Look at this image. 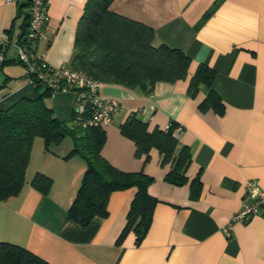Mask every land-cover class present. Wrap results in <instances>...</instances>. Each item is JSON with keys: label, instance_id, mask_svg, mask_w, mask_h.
<instances>
[{"label": "crops", "instance_id": "crops-1", "mask_svg": "<svg viewBox=\"0 0 264 264\" xmlns=\"http://www.w3.org/2000/svg\"><path fill=\"white\" fill-rule=\"evenodd\" d=\"M87 1L47 0L48 19L35 48L48 65H69ZM110 9L152 27L154 45L179 49L191 60L186 79L157 82L149 95L112 83L99 88L120 105L104 127L102 156L120 170L153 177L148 192L158 202L148 231L138 244L133 231L118 241L134 188L110 194L106 217L96 216L86 226L70 220L67 212L86 163L76 154L66 157L69 136L51 152L36 137L21 192L0 201V241L52 264H264V218L229 222L247 199L246 181L264 190V0H113ZM26 12V0H0V29L9 39L20 38ZM16 56L13 45L3 51L0 109L43 92L27 82ZM199 65L211 68L213 78L210 86L199 83L192 95L189 79ZM210 90L219 97L221 113L213 104L200 107ZM73 100L71 93H57L43 102L68 120ZM132 110L149 131L172 122L184 127L177 138L190 153L183 184L166 180L170 163L158 149L151 148L147 159L136 156L133 141L120 132ZM37 172L52 180L47 193L31 185ZM197 176L200 192L191 198L190 183Z\"/></svg>", "mask_w": 264, "mask_h": 264}, {"label": "trees", "instance_id": "trees-1", "mask_svg": "<svg viewBox=\"0 0 264 264\" xmlns=\"http://www.w3.org/2000/svg\"><path fill=\"white\" fill-rule=\"evenodd\" d=\"M112 2L113 0L86 2L76 27L74 53L68 66L84 71L101 83L118 84L145 95L151 94L157 82L174 83L186 79L190 58L179 49L165 44L154 45L153 28L112 11ZM27 16L26 12L19 42L25 36ZM5 62L3 58L0 65ZM212 78L213 70L199 65L189 79L188 92L193 95L199 83L210 86ZM34 87L43 90L36 99L21 98L8 108L0 109V201L21 192L36 137L43 140L45 151L51 152L64 137L69 136L72 149L66 157L72 154L80 156L86 163V170L68 209V218L86 226L96 216L106 217L110 194L134 188L126 223L118 241L129 231H133L136 244L140 243L148 231L158 202L148 192L153 177L143 170L128 172L111 165L101 154L106 139L104 128L84 124L91 115L90 110L87 109L80 116L71 111L68 120L60 119L43 102L45 96L53 94L52 91L40 81ZM219 103L218 95L210 90L200 107L205 109L213 104L214 110L221 113ZM175 127L176 124L172 122L165 129L149 131L147 122L140 118L139 111L132 110L120 125V132L133 141L137 157L144 156L147 159L151 148L158 149L162 161L170 163L166 180L181 185L186 180L185 171L190 162V153L173 136ZM51 181L50 177L37 172L31 185L40 192L47 193ZM200 186L197 176L190 183L191 198L198 196ZM0 264L52 263L18 244L0 241Z\"/></svg>", "mask_w": 264, "mask_h": 264}, {"label": "built area", "instance_id": "built-area-1", "mask_svg": "<svg viewBox=\"0 0 264 264\" xmlns=\"http://www.w3.org/2000/svg\"><path fill=\"white\" fill-rule=\"evenodd\" d=\"M15 2L17 0H6ZM27 26L24 39H9L0 29V62L3 60V51L13 45L17 51V60L25 68L27 82L34 86L40 81L53 94L71 93L74 102L72 111L76 116L83 115L87 109L90 117L84 124L105 127L112 122L113 113L119 108L117 100L104 97L100 94L101 82L90 77L84 71L72 69L68 65L52 67L46 63L43 55L36 53L35 44L43 37L47 23V0H26ZM184 131L181 125L173 129V136L178 138ZM247 196L240 208L233 212L229 222H244L252 217H264V190L254 181L248 180L244 185ZM228 233V230H225Z\"/></svg>", "mask_w": 264, "mask_h": 264}, {"label": "rangeland", "instance_id": "rangeland-1", "mask_svg": "<svg viewBox=\"0 0 264 264\" xmlns=\"http://www.w3.org/2000/svg\"><path fill=\"white\" fill-rule=\"evenodd\" d=\"M55 94H57V93H55ZM33 144H34V142H33ZM33 146V145H32Z\"/></svg>", "mask_w": 264, "mask_h": 264}]
</instances>
